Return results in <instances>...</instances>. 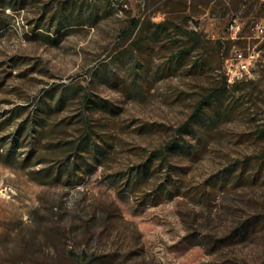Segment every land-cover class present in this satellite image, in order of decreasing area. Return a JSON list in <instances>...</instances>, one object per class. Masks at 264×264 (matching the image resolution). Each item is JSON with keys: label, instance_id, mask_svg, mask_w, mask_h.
Instances as JSON below:
<instances>
[{"label": "rangeland", "instance_id": "374dc122", "mask_svg": "<svg viewBox=\"0 0 264 264\" xmlns=\"http://www.w3.org/2000/svg\"><path fill=\"white\" fill-rule=\"evenodd\" d=\"M0 23V264L264 263V0H0ZM62 95L27 158L8 112Z\"/></svg>", "mask_w": 264, "mask_h": 264}, {"label": "trees", "instance_id": "16d2710c", "mask_svg": "<svg viewBox=\"0 0 264 264\" xmlns=\"http://www.w3.org/2000/svg\"><path fill=\"white\" fill-rule=\"evenodd\" d=\"M154 25L158 30H164V29L166 30V26H165L163 21L154 22ZM3 27H4V25H2L0 23V29H2ZM199 43H200L199 39L194 40V44H199ZM190 49H191L190 46H185L179 52L181 54H185V53H188L190 51ZM85 98L90 103L95 102L94 98L89 93H85ZM62 102H63V95L56 102L57 104L56 103L54 104L50 100H39L38 102H36L34 104L33 109L30 111H28L29 107L27 104H17L14 108H12L8 112L10 114L8 119L15 117V114L18 115L17 117H20L23 113H25V112L28 113L27 117L19 123V128H18V131L20 134L23 133V131H24L26 133L25 136H27V135L31 136L27 140V143H28L27 147H29L27 152H26L27 158H30L33 155V153L37 150L38 144L40 143V139L42 136H44L45 129H46L45 121L47 120V117L54 114ZM186 126L187 125H184L183 127L185 128ZM17 139L18 138H15L13 140V142H14L13 148L14 149H16L19 146V142ZM88 139L82 141V144H86V146H88L90 144V141ZM175 146L176 145L174 144V142H171L166 146V148L168 150H171V149H174ZM102 150H103L102 147H98L97 153L99 154V152H100V154H101ZM83 151H84V149L82 151L78 152V158L74 162V168L73 169H75V170L78 168L80 169L81 167H84L83 163L87 160V154L84 153ZM165 152H166V149L165 150H158L156 153L159 155V154H162ZM1 156H2V153L0 152V157ZM143 166L144 167L142 168L141 171L147 172L149 165L144 164ZM47 175H50V176L53 175V168H51V167L47 168ZM160 194H163V193L161 192L158 195H160Z\"/></svg>", "mask_w": 264, "mask_h": 264}, {"label": "built area", "instance_id": "2783aa9c", "mask_svg": "<svg viewBox=\"0 0 264 264\" xmlns=\"http://www.w3.org/2000/svg\"><path fill=\"white\" fill-rule=\"evenodd\" d=\"M258 29H259V31H260L261 33H264V26L259 25V26H258ZM235 58L238 60V69H239L240 71H243V70L248 69L247 58H246V56H245V54H244L243 51H239V50H238V51L235 53Z\"/></svg>", "mask_w": 264, "mask_h": 264}]
</instances>
